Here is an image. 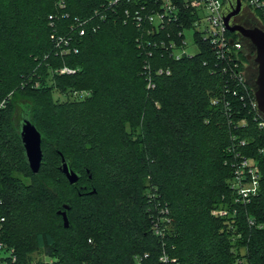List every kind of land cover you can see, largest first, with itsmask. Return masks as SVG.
I'll list each match as a JSON object with an SVG mask.
<instances>
[{
  "label": "trees",
  "instance_id": "16d2710c",
  "mask_svg": "<svg viewBox=\"0 0 264 264\" xmlns=\"http://www.w3.org/2000/svg\"><path fill=\"white\" fill-rule=\"evenodd\" d=\"M108 1L0 0V101L12 94L0 115L2 239L20 264L39 253L57 264H264V115L251 106L256 85L241 80L253 46L229 32L243 49L220 59L196 33L199 52L177 60L168 45H181L191 14L152 33L126 15L144 0H122L99 22ZM85 19L100 28L80 37ZM54 37H72L79 52L62 55ZM24 113L44 135L38 174L19 137ZM237 155L261 171L246 204L231 186Z\"/></svg>",
  "mask_w": 264,
  "mask_h": 264
},
{
  "label": "built area",
  "instance_id": "2783aa9c",
  "mask_svg": "<svg viewBox=\"0 0 264 264\" xmlns=\"http://www.w3.org/2000/svg\"><path fill=\"white\" fill-rule=\"evenodd\" d=\"M121 1L122 0H109L101 10H97L94 13L95 18H98L99 22H103V20L106 19V12L111 9L114 10ZM127 2L132 4L137 3V0H127ZM241 2L242 8L248 7L251 12H254L253 15L257 17V13L260 12L264 18L263 0H241ZM138 4L135 11H126V15L136 22L137 26L141 29L145 23L149 24L152 28L149 32L152 33L159 32L169 24L178 22L181 18H185V14L187 13L191 14L193 20L192 27L179 33V37H182L181 45L177 46L173 42L168 45L172 57L177 60L184 56L192 55L188 52L187 31H193L192 41L193 45L198 49L197 53L199 52V47L195 42L196 33H199L211 44L220 59L230 58L232 54H236L243 49V44L240 40H234L228 35L229 30L225 23L226 17L236 8L237 0H144L142 2L140 1ZM60 7L65 8L64 2L60 3ZM257 19L261 20L260 17ZM49 20L53 21V16H49ZM91 20L92 19L77 20L78 25L75 27L74 31H76L80 37H83L87 32ZM201 25L205 27L204 30H201ZM198 27L200 29H198ZM99 28V25L90 24L88 29L96 31ZM73 40L72 37H54L56 47L60 48L62 55L77 54L79 52L78 48L73 45ZM161 46L164 47V44L162 43ZM235 67H238L237 63ZM145 70L148 76L147 87L148 89H153L155 88V84L151 77L150 66L146 65ZM75 72V70L68 67H64L60 70L61 74H74ZM156 74L168 76L170 75V71L160 69L158 72L156 71ZM246 77V72H241V80H244ZM88 95V92H76L73 94V98L83 99ZM11 97L12 94L0 101V115L7 108ZM251 106L253 110L264 115L258 108L256 96L251 102ZM261 127L264 128V122L261 123ZM242 144L244 145V143ZM236 157L237 161L234 165V178L231 186L236 197V202L246 204L256 197L260 191L261 171L255 160L241 157L240 155ZM212 214L214 216L225 217L229 212L227 210H216ZM5 223L6 218L3 215V201L0 198V264H20L15 249L2 239ZM251 224H253V222H251ZM156 233L159 235L163 234L159 227H157ZM41 255L44 256V259L40 258ZM161 261L167 263L168 258L164 255ZM140 262L141 260L138 258V263ZM27 264H57V260L46 254L39 253L35 254Z\"/></svg>",
  "mask_w": 264,
  "mask_h": 264
},
{
  "label": "water",
  "instance_id": "95a60500",
  "mask_svg": "<svg viewBox=\"0 0 264 264\" xmlns=\"http://www.w3.org/2000/svg\"><path fill=\"white\" fill-rule=\"evenodd\" d=\"M241 10L242 2L241 0H237L236 8L226 17L225 23L229 32L240 34L243 38L249 40L256 50L255 57L250 55L248 59L254 58L255 63L258 65V76L256 79L257 90L255 96L258 108L260 112L264 114V30L259 27L247 28L242 25L232 24V19L239 15ZM19 137L23 146L26 163L34 174H38L44 159L42 148L44 135L27 113H24L22 116ZM61 156L60 172L67 178L70 185L77 184L81 178L80 173L75 172L71 168L68 160L63 155ZM88 174H90L89 171ZM89 178L92 179V176L89 175ZM92 193H96V190ZM64 209L65 211H59L58 214L62 216L64 227L68 229L70 227V222L67 211L70 210V206L65 205Z\"/></svg>",
  "mask_w": 264,
  "mask_h": 264
},
{
  "label": "rangeland",
  "instance_id": "374dc122",
  "mask_svg": "<svg viewBox=\"0 0 264 264\" xmlns=\"http://www.w3.org/2000/svg\"><path fill=\"white\" fill-rule=\"evenodd\" d=\"M252 14H254V12L252 11ZM252 14H244L242 16H239L237 19V21H241L243 23V26L244 27H247V28H250V27H259L261 28L262 30H264V25L262 24L261 20H258L256 18V16L252 15ZM235 22V21H234ZM201 30H204V26L201 25ZM198 27V29H200ZM192 36H193V31H187L186 32V38H187V43L189 45L188 47V52L189 54H197V47L193 45V41H192ZM249 41V40H248ZM250 42V41H249ZM251 44V42H250ZM252 45V44H251ZM253 46V45H252ZM253 49H254V53L252 52L253 50L249 47V45L247 44L246 45V50L245 52L248 53L249 55H252L255 57L256 55V50L253 46ZM253 65V64H252ZM247 70H246V74H247V78L250 80V82L254 83L256 85V79H257V72H258V68L255 69V67H252L254 68V70L251 69V66L250 65H247L246 66ZM257 70V71H256ZM252 72V73H251ZM26 180V183H30V180L29 179H25ZM68 193L71 194V192L68 191ZM61 232V231H59ZM242 253H244V251H242ZM41 259H44V256L41 255L40 256Z\"/></svg>",
  "mask_w": 264,
  "mask_h": 264
},
{
  "label": "flooded vegetation",
  "instance_id": "af4514ba",
  "mask_svg": "<svg viewBox=\"0 0 264 264\" xmlns=\"http://www.w3.org/2000/svg\"><path fill=\"white\" fill-rule=\"evenodd\" d=\"M244 14H252V12H251V10L248 8V7H244V8H242V10H241V12H240V14L239 15H237L235 18H233V20H232V23L233 24H238V25H242L243 26V23L241 22V21H237V20H235V19H237L239 16H242V15H244ZM253 15V14H252ZM256 18H257V16H256ZM235 21V22H234ZM250 56V55H249ZM248 56V57H249ZM253 64V65H252ZM248 65H250L251 66V69L252 70H254V68H252V67H255V69H257L258 68V65L255 63V61H254V58H252V59H248ZM257 71V70H256ZM252 73V72H251ZM257 74H258V72H257Z\"/></svg>",
  "mask_w": 264,
  "mask_h": 264
}]
</instances>
